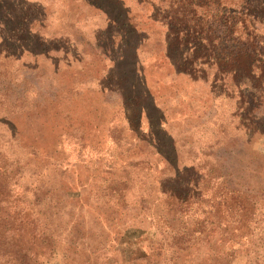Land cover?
Returning a JSON list of instances; mask_svg holds the SVG:
<instances>
[{
    "label": "rangeland",
    "instance_id": "obj_1",
    "mask_svg": "<svg viewBox=\"0 0 264 264\" xmlns=\"http://www.w3.org/2000/svg\"><path fill=\"white\" fill-rule=\"evenodd\" d=\"M0 1L8 21L26 8V0ZM122 1L130 20L119 28H139L140 7ZM41 15L33 13L40 21L60 16ZM87 23L84 36L114 34L121 46L119 30L99 18ZM41 26H31L40 38L47 33ZM5 37L0 31V47L14 51ZM35 42L24 43L30 52L14 53L12 62L0 59V76H12L0 82V94L13 89L24 100L15 108L0 98V264H264V134L243 136L246 152L200 151L210 140L197 126L217 109L231 114L232 106L168 97L170 78L156 67L161 59L150 40L137 48L138 61L130 56L134 38L98 63L85 43L82 64L64 58L58 45L46 51ZM144 86L153 98L141 104L155 108L152 123L162 122L149 129L143 112L134 130L119 90L133 96V87L137 94ZM246 86L227 87L236 97ZM258 97L264 103V92Z\"/></svg>",
    "mask_w": 264,
    "mask_h": 264
},
{
    "label": "trees",
    "instance_id": "obj_2",
    "mask_svg": "<svg viewBox=\"0 0 264 264\" xmlns=\"http://www.w3.org/2000/svg\"><path fill=\"white\" fill-rule=\"evenodd\" d=\"M131 4L140 7L142 21L138 22L139 28L125 25L124 30L119 25L120 22L129 23L131 6H125L122 0H26V8H18L17 20L11 17L10 21L6 19V16L10 17L9 9H5L8 6L0 4L1 13L5 14L4 19L0 18V31L10 36L3 40L15 46L14 51L9 48L4 50L1 46L0 59L12 62L14 53L30 52L26 51L24 43L33 46L35 41H40L47 44L44 47L46 51L53 49L51 45H58L64 58L73 55L78 64L87 62L82 50L86 43L95 53L91 60L98 63L107 59L109 52L120 50L121 46L125 50L136 38L135 46L130 47V56L138 61L137 48L142 42L150 40L157 49L154 54L161 59L156 67L165 69L170 78L168 97L172 95L177 99H184L188 95L198 100L226 101L232 106L231 114L225 113L221 108L219 111L217 109L213 117L207 116L200 123L201 126H197L202 135L206 136V141L210 140L209 143L202 144L200 151L217 157L226 152L230 156L238 151L250 150V144H247L243 136L264 134V103L258 97L264 92V0H238L236 3L228 0H131ZM76 5L83 9L75 11ZM105 5L108 7L104 8ZM12 7L15 8V5L12 4ZM45 9L59 13V18L53 19L57 23L33 17L35 11L44 15ZM98 18L116 32L119 30L120 47L113 42L114 34L103 37L101 33L93 31L91 39L84 36L87 22ZM37 22L41 27L45 25V37H38V31L31 32V26ZM154 25L158 26L157 31L153 29ZM15 29L20 30L17 32L19 35L12 34ZM31 56H36L35 52ZM94 70V76L101 82L100 71L98 68ZM132 71L136 77L141 75L135 65ZM210 74L212 77H209ZM11 77V74L0 76V82L8 79V83ZM109 77L112 78V75ZM30 82L27 79L25 81L28 84ZM246 82L250 84L249 88L246 86L248 91L241 90L236 97L227 87L230 83L241 89L240 86L246 85ZM101 84L105 90L107 84ZM37 85L35 89L39 97L43 92L41 80L37 81ZM134 89L136 88L132 89L133 96L125 95L122 89L119 90L123 102H127L121 106L126 121L136 130L139 127L137 122L141 121L145 112L150 122L149 129L155 124L159 127L162 121L152 123L150 118L151 111L155 108L148 109L141 104V100H151L153 94L146 86L137 94ZM0 98L3 101L11 98L15 102L12 104L15 108L24 101L13 89L2 91ZM257 110L259 114L256 113ZM253 113L255 114L252 115ZM226 164L229 165V161ZM24 256L21 257L23 263Z\"/></svg>",
    "mask_w": 264,
    "mask_h": 264
}]
</instances>
